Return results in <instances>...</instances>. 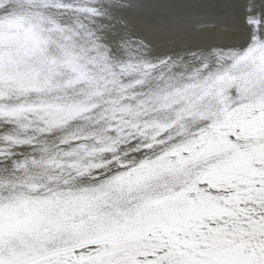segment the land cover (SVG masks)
<instances>
[{"label":"snow or ice","instance_id":"6c2138e0","mask_svg":"<svg viewBox=\"0 0 264 264\" xmlns=\"http://www.w3.org/2000/svg\"><path fill=\"white\" fill-rule=\"evenodd\" d=\"M0 264H264V0H0Z\"/></svg>","mask_w":264,"mask_h":264},{"label":"bare ground","instance_id":"6f19581e","mask_svg":"<svg viewBox=\"0 0 264 264\" xmlns=\"http://www.w3.org/2000/svg\"><path fill=\"white\" fill-rule=\"evenodd\" d=\"M163 23L164 22H161L162 26H163ZM224 23L227 24V23H230V22L228 20H225ZM174 38L175 37L173 36V34L170 33V32H167V31L162 32L161 34L158 35V39H161V40H164V41H168V40H171V39H174ZM221 38L224 39V40H229L232 37L230 36V34L228 32L225 31V32L222 33V37Z\"/></svg>","mask_w":264,"mask_h":264}]
</instances>
